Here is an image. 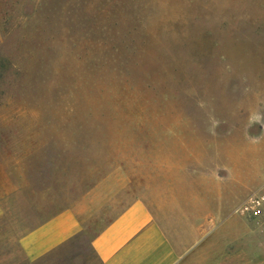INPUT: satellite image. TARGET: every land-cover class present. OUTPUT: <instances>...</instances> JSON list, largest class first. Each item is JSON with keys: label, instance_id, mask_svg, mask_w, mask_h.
Segmentation results:
<instances>
[{"label": "rangeland", "instance_id": "obj_1", "mask_svg": "<svg viewBox=\"0 0 264 264\" xmlns=\"http://www.w3.org/2000/svg\"><path fill=\"white\" fill-rule=\"evenodd\" d=\"M0 34V264H98L136 200L177 238L244 215L264 183V0H0ZM65 209L79 233L27 260L20 239Z\"/></svg>", "mask_w": 264, "mask_h": 264}, {"label": "crops", "instance_id": "obj_2", "mask_svg": "<svg viewBox=\"0 0 264 264\" xmlns=\"http://www.w3.org/2000/svg\"><path fill=\"white\" fill-rule=\"evenodd\" d=\"M0 34V43H1ZM260 218L212 214L195 224V235L173 237L151 207L133 201L92 243L98 264H264V223ZM81 230L73 209H65L20 239L29 261L60 249Z\"/></svg>", "mask_w": 264, "mask_h": 264}, {"label": "built area", "instance_id": "obj_3", "mask_svg": "<svg viewBox=\"0 0 264 264\" xmlns=\"http://www.w3.org/2000/svg\"><path fill=\"white\" fill-rule=\"evenodd\" d=\"M240 210L244 215L260 218V222L264 223V183L247 197Z\"/></svg>", "mask_w": 264, "mask_h": 264}, {"label": "clouds", "instance_id": "obj_4", "mask_svg": "<svg viewBox=\"0 0 264 264\" xmlns=\"http://www.w3.org/2000/svg\"><path fill=\"white\" fill-rule=\"evenodd\" d=\"M250 119H252L253 122H260L261 117L259 115H257L255 117H251Z\"/></svg>", "mask_w": 264, "mask_h": 264}]
</instances>
